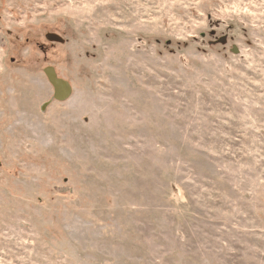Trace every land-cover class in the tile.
Masks as SVG:
<instances>
[{"label":"rangeland","instance_id":"1","mask_svg":"<svg viewBox=\"0 0 264 264\" xmlns=\"http://www.w3.org/2000/svg\"><path fill=\"white\" fill-rule=\"evenodd\" d=\"M0 264H264V0H0Z\"/></svg>","mask_w":264,"mask_h":264},{"label":"water","instance_id":"2","mask_svg":"<svg viewBox=\"0 0 264 264\" xmlns=\"http://www.w3.org/2000/svg\"><path fill=\"white\" fill-rule=\"evenodd\" d=\"M48 38L51 40L61 41V37L55 33H49ZM49 81L54 87V99L64 101L67 100L72 94V85L69 81L63 79L58 75L53 66H48L45 69Z\"/></svg>","mask_w":264,"mask_h":264}]
</instances>
